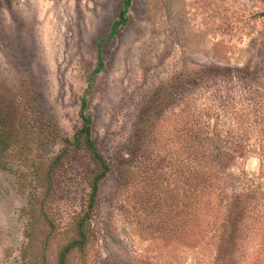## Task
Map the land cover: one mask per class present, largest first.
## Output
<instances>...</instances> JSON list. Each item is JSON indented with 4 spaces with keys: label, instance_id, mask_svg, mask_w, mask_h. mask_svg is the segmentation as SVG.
<instances>
[{
    "label": "rangeland",
    "instance_id": "1",
    "mask_svg": "<svg viewBox=\"0 0 264 264\" xmlns=\"http://www.w3.org/2000/svg\"><path fill=\"white\" fill-rule=\"evenodd\" d=\"M124 5L0 0V133L17 135L0 160V264L54 262L86 209V148L53 169L48 200L37 201L43 187L31 176L81 127L84 98L110 171L88 247L70 264H264L261 159L234 154L204 181L186 147L189 133L229 124L220 97L231 105L242 90L226 73L264 79V0H133L111 37ZM246 189L250 199L236 197ZM30 217L49 222L25 253Z\"/></svg>",
    "mask_w": 264,
    "mask_h": 264
},
{
    "label": "trees",
    "instance_id": "2",
    "mask_svg": "<svg viewBox=\"0 0 264 264\" xmlns=\"http://www.w3.org/2000/svg\"><path fill=\"white\" fill-rule=\"evenodd\" d=\"M132 1L133 0H125V7L120 12L119 18L113 24L110 32L111 37L117 34L121 26L126 25V16ZM102 66L103 63L101 62L96 70L97 73L100 72ZM227 70L228 69H226V71ZM248 72L249 70H245V72L238 70L236 71L237 75L233 73L225 74L226 77L224 78L228 80V82L234 83V79L238 80L237 84H241L238 86V92L242 90V92L237 94L238 96L233 98V104L231 105L225 103V97H220L221 104L225 111V113H223L225 114L223 121L229 120V124H224L219 121L217 129L211 134L207 133L205 136L202 133H200V135L193 134L192 132L188 134L190 140L189 144H186V147L188 145V149L191 150V153H189L191 157L190 162L206 169L199 170L196 173L194 172L195 175L202 177L204 181H212L213 176L219 175L214 173L211 168L220 167L221 165L222 167L225 166L227 161L230 160L234 154L238 157L248 155L258 156L262 162L261 166L264 167V79L255 77V75ZM199 78L204 82H208L211 79L218 80L214 82L213 85H216L220 81V78L213 77L206 72H202ZM229 92H233V89H229ZM155 95H157L156 98L158 95L162 97V95H164L162 88H158ZM87 105V99L84 98L80 110V118L82 120L81 127L76 130L73 136L62 139V147L55 157L47 164L48 169L45 170L42 167L35 168L31 175L32 178L43 187L38 195L37 201H46L53 190L55 181L53 178V169L63 164L65 158L72 150L86 148L90 152L95 164L94 172L88 180L89 189L86 209L81 212L78 217H75L71 226V233L59 249L55 261L51 262L44 259L42 264H70L73 254L75 252L81 253L85 251L91 240V232L89 229L91 214L96 207L102 188V182L110 171V165L93 138V120L86 112ZM208 111L209 114L207 118H210L211 110L208 109ZM219 115L220 114H218V116ZM196 126L197 125H195V127ZM15 138H17V135L13 128L7 127L0 133V160L5 156V152L9 153L11 150H14L12 144ZM194 181H196V176L192 179V182ZM201 183L203 184L205 182L201 181ZM192 185L195 189L198 188V183ZM251 191L252 190L248 191L246 189L236 197L239 199H250L249 192ZM31 205H33V203H31ZM34 221L38 224L34 225ZM48 222L49 220L46 217H30V228L26 233L28 244L26 245L25 253L33 251L36 248L33 232H35L39 226L41 227ZM50 224L53 225V223L48 224L52 227ZM43 254L44 249L42 251V255Z\"/></svg>",
    "mask_w": 264,
    "mask_h": 264
}]
</instances>
